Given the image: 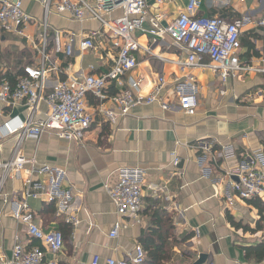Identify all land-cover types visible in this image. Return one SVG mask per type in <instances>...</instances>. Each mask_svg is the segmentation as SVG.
I'll list each match as a JSON object with an SVG mask.
<instances>
[{
  "label": "crops",
  "instance_id": "obj_1",
  "mask_svg": "<svg viewBox=\"0 0 264 264\" xmlns=\"http://www.w3.org/2000/svg\"><path fill=\"white\" fill-rule=\"evenodd\" d=\"M21 1L24 13L32 18L24 28L25 36L0 31V82L4 80L12 86L24 67L38 63V39L44 22L40 3ZM199 2L194 15L220 17L240 25V61L259 58L263 34L256 24L264 14L263 0ZM186 4L187 0H169L160 4L156 0H146L150 17L164 16L162 26L171 24L184 11ZM98 28L96 22L79 24L65 16L52 14L47 19V50L51 51L56 33L60 45H65L68 35L77 36ZM148 28V23H143L142 31L133 34L139 45L135 53L136 68L124 75L122 88L110 85L106 94L111 97L120 90H128L130 78L140 81L137 92L145 96L160 76L167 83L164 91L167 94L173 81H184L191 76L198 88L197 109L194 115L188 116L178 109L176 103L168 110L158 104L135 106L127 116L117 118L114 123L94 118L82 143L64 141L51 133L42 135L38 142L25 141L22 145L24 156L38 166L62 170L68 185L61 189L70 193V201L63 207L41 200L28 201L34 222L43 231L63 228L62 251L56 257L45 252V259L56 264H91L95 257L99 264H104L107 259H123L132 254L140 239L148 234L152 213L158 211L172 223L170 240L191 237L186 244L174 249L175 264H194L199 255H206L204 264H255L245 260L242 249L264 244V213L260 214L249 204L258 201L264 205V201H241L230 193L233 203L229 206L225 193L229 181L227 172L264 146V76L238 75L222 84L218 76L207 70L180 71L176 63L184 58V54L168 37L155 38L154 43V39L144 32ZM53 56L55 65L61 68L70 64L69 77L80 79L88 74L107 73L113 66L116 53L106 42L94 52L81 54L75 46L72 57ZM65 78L53 74L48 86L52 88ZM221 90L226 91L224 96L220 95ZM86 104L89 110L100 104L110 107L108 101L100 103L90 95ZM46 110V105L41 104L37 118L43 119ZM27 115V107L21 104H0V127L4 124L15 127ZM204 144L207 150L201 149ZM13 147L14 141H1L0 162L10 159ZM171 153H176L180 160L177 169L171 165ZM120 169L142 171V210L140 224L124 229L116 239H110L108 235L116 221V213L104 186L116 183ZM21 192L20 181L6 180L3 194L8 202L4 203L0 198V247L6 259L10 258L16 245L25 250L41 247L38 241L28 238L24 227L13 218L10 201H19ZM228 216L249 231L232 226ZM70 217L77 220L76 226L66 223ZM183 247L192 253H182Z\"/></svg>",
  "mask_w": 264,
  "mask_h": 264
},
{
  "label": "built area",
  "instance_id": "obj_2",
  "mask_svg": "<svg viewBox=\"0 0 264 264\" xmlns=\"http://www.w3.org/2000/svg\"><path fill=\"white\" fill-rule=\"evenodd\" d=\"M43 9V25L39 35L38 63L35 66L24 67L15 85L7 81L0 82V104L15 106L21 104L28 109L24 121L15 127L4 124L0 127L1 141L10 139L14 147L10 159L0 162V198L4 203L8 198L3 194L7 179L21 182L22 192L19 201H10L13 218L24 227L26 235L33 241H38L41 247L24 249L16 245L11 256L6 259L0 247V264H56L47 261L45 252L53 257L63 249V240L58 230L43 231L35 222L30 211L29 200H41L47 204L63 207L70 201V193L61 187L68 185L66 175L62 170L46 165L38 166L34 160L27 159L22 152L25 141L38 142L42 135L51 133L59 139L82 143L88 133L94 118L114 123L117 118L125 117L135 106L158 104L163 110H168L173 103L185 115H194L197 109L198 88L191 76L184 81H173L172 88L165 94L166 82L158 77L156 84L148 95L138 94L140 81L128 79V90H120L109 97L106 89L110 85L123 87L122 78L133 71L136 66L135 53L139 45L133 34L142 31L143 23L149 28L144 31L155 43V38L168 37L172 44L183 54L184 58L176 64L180 71L188 69L207 70L219 77L222 84L238 75L255 74L264 76V14L256 26L262 30L263 41L259 58L250 62L239 59L241 27L238 23H230L220 17H198L194 15L199 8V0H187L184 11L167 26H162L163 15L150 17L146 0H36ZM169 0H156L158 4ZM243 2L244 0H240ZM264 2V0H263ZM120 13L114 16V13ZM65 16L73 22L83 24L87 21L96 22L98 30H91L80 35L67 36L65 45H60L59 34L53 37V47L48 52L49 36L47 19L50 15ZM32 22V18L23 11L22 1H0V31L24 37V28ZM108 42L116 53L111 69L103 74H88L80 79L68 76L70 64L61 68L54 63V54L72 57L76 46L79 53L95 51L98 46ZM151 55L149 50H146ZM53 53V55H52ZM63 75L54 87L48 86L53 75ZM225 90L220 91L224 96ZM90 95L98 102L108 101L110 107L102 104L94 109H88L86 98ZM47 107L43 119H38L39 106ZM201 149L207 150L204 144ZM171 165L177 169L180 160L176 153L170 154ZM142 171L139 169H120L117 171V181L112 186H104L112 202L116 221L108 237L116 239L120 231L132 225L140 224L142 210ZM226 203L231 206L232 193L241 201L258 199L264 201V146L241 162L235 169L229 170ZM66 223L76 226L74 217ZM43 248V249H42ZM45 250V251H44ZM144 252L136 245L132 254L123 259H107L104 264H142ZM91 264H99L95 257Z\"/></svg>",
  "mask_w": 264,
  "mask_h": 264
},
{
  "label": "trees",
  "instance_id": "obj_3",
  "mask_svg": "<svg viewBox=\"0 0 264 264\" xmlns=\"http://www.w3.org/2000/svg\"><path fill=\"white\" fill-rule=\"evenodd\" d=\"M250 50V48H248ZM249 204L254 206L260 214L264 213V205L258 201H250ZM228 221L237 229L249 231V228L242 226L240 223H235L232 217H227ZM151 228L144 237L139 241L144 252V261L142 264H175L174 249L186 244L191 237L186 236L180 241L170 240L173 226L170 219L164 216L161 212H153L150 222ZM65 230L69 232L67 226ZM62 236L64 243L63 228L58 230ZM246 261L259 264L264 261V244L259 243L254 246L243 247L242 249ZM185 257V254L182 255Z\"/></svg>",
  "mask_w": 264,
  "mask_h": 264
},
{
  "label": "water",
  "instance_id": "obj_4",
  "mask_svg": "<svg viewBox=\"0 0 264 264\" xmlns=\"http://www.w3.org/2000/svg\"><path fill=\"white\" fill-rule=\"evenodd\" d=\"M207 260L206 255H199L197 261L194 264H204Z\"/></svg>",
  "mask_w": 264,
  "mask_h": 264
},
{
  "label": "rangeland",
  "instance_id": "obj_5",
  "mask_svg": "<svg viewBox=\"0 0 264 264\" xmlns=\"http://www.w3.org/2000/svg\"><path fill=\"white\" fill-rule=\"evenodd\" d=\"M181 250H182V253H185V251H187L186 253H189V254L192 253V251H190L189 249H186V247L181 248Z\"/></svg>",
  "mask_w": 264,
  "mask_h": 264
}]
</instances>
